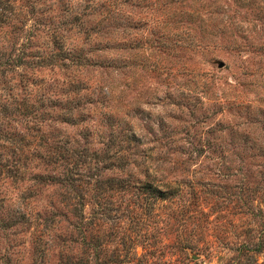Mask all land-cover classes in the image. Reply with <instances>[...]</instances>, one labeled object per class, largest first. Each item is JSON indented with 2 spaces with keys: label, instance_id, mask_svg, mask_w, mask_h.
Segmentation results:
<instances>
[{
  "label": "rangeland",
  "instance_id": "374dc122",
  "mask_svg": "<svg viewBox=\"0 0 264 264\" xmlns=\"http://www.w3.org/2000/svg\"><path fill=\"white\" fill-rule=\"evenodd\" d=\"M6 9L0 264H264V0Z\"/></svg>",
  "mask_w": 264,
  "mask_h": 264
},
{
  "label": "trees",
  "instance_id": "16d2710c",
  "mask_svg": "<svg viewBox=\"0 0 264 264\" xmlns=\"http://www.w3.org/2000/svg\"><path fill=\"white\" fill-rule=\"evenodd\" d=\"M11 0H0V27L5 23L6 19H8V15L5 12L7 7H9V3ZM151 193L154 195H159L160 197H167L172 192L171 187H168L167 190H160L157 187L150 186Z\"/></svg>",
  "mask_w": 264,
  "mask_h": 264
}]
</instances>
